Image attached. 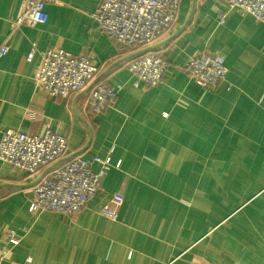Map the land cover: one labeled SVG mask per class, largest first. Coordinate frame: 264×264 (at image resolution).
<instances>
[{
	"label": "crops",
	"instance_id": "0c3cea01",
	"mask_svg": "<svg viewBox=\"0 0 264 264\" xmlns=\"http://www.w3.org/2000/svg\"><path fill=\"white\" fill-rule=\"evenodd\" d=\"M24 1L0 0V45L9 46L0 59V138L50 130L67 139L68 158L120 165L67 215L29 212L49 166L29 174L0 160V250L9 229L22 238L3 264H264V22L226 0H180L158 40L124 47L93 18L100 0H50L48 22L13 30ZM151 46L170 70L157 86H136L127 65ZM52 48L90 56L100 68L94 83L122 85L115 103L95 114L90 86L57 97L38 89L41 52ZM203 50L225 58L216 87L182 71ZM106 205L116 220L100 213Z\"/></svg>",
	"mask_w": 264,
	"mask_h": 264
},
{
	"label": "built area",
	"instance_id": "2783aa9c",
	"mask_svg": "<svg viewBox=\"0 0 264 264\" xmlns=\"http://www.w3.org/2000/svg\"><path fill=\"white\" fill-rule=\"evenodd\" d=\"M50 0H25L18 16L12 21L13 30L22 25L36 26L49 20L46 4ZM180 0H100L92 14L99 27L117 44L124 47L153 44L176 20ZM229 9H238L243 15H252L256 22H264V0H226ZM36 43L26 59L32 60ZM9 51L6 43L0 45V59ZM164 55L145 52L130 61L128 71L135 77L134 84L146 87L163 82L170 70ZM197 84L205 88L218 86L228 74L223 55L200 51L182 67ZM100 68L87 54H73L62 48L41 52V61L35 73V83L53 97L68 96L90 86L88 105L95 114L112 106L122 85L108 87L94 83ZM67 139L48 130L43 136L27 134L14 129L3 132L0 138V160L13 167L35 174L41 166H49L32 188L29 212L53 211L74 215L80 212L97 194L105 172L113 166L111 157L92 159L83 156L67 157ZM98 163L100 168L93 170ZM100 213L112 220L117 212L109 205ZM15 229L4 234V248L0 250V264L9 251L21 242Z\"/></svg>",
	"mask_w": 264,
	"mask_h": 264
},
{
	"label": "water",
	"instance_id": "95a60500",
	"mask_svg": "<svg viewBox=\"0 0 264 264\" xmlns=\"http://www.w3.org/2000/svg\"><path fill=\"white\" fill-rule=\"evenodd\" d=\"M154 48V46H151V47H148V48H145L143 50H141V53H144V52H147V51H150Z\"/></svg>",
	"mask_w": 264,
	"mask_h": 264
}]
</instances>
